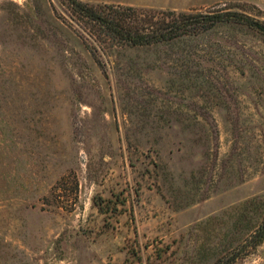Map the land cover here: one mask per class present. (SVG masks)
<instances>
[{"label":"rangeland","instance_id":"rangeland-1","mask_svg":"<svg viewBox=\"0 0 264 264\" xmlns=\"http://www.w3.org/2000/svg\"><path fill=\"white\" fill-rule=\"evenodd\" d=\"M81 1L264 21V0ZM75 21L0 0V264H226L264 215V36L94 51Z\"/></svg>","mask_w":264,"mask_h":264},{"label":"trees","instance_id":"trees-1","mask_svg":"<svg viewBox=\"0 0 264 264\" xmlns=\"http://www.w3.org/2000/svg\"><path fill=\"white\" fill-rule=\"evenodd\" d=\"M76 23L85 29L89 46H152L195 37L228 24L245 26L264 36V21L238 10L204 12L152 9L133 5H92L81 0H63ZM264 240V215L226 264L260 245Z\"/></svg>","mask_w":264,"mask_h":264}]
</instances>
